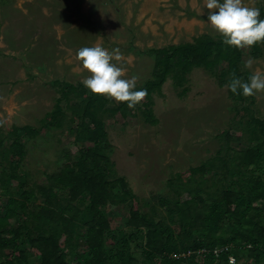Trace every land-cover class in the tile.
<instances>
[{
  "label": "rangeland",
  "instance_id": "1",
  "mask_svg": "<svg viewBox=\"0 0 264 264\" xmlns=\"http://www.w3.org/2000/svg\"><path fill=\"white\" fill-rule=\"evenodd\" d=\"M244 3L264 10V0ZM207 14L204 0H0V132L7 134L11 126L23 124L40 132L35 139L20 138L25 152L12 179L9 165L16 159L4 152L10 139L0 148V215L7 201L20 199L24 190L36 197L30 199L32 203H41L36 188L44 186L46 177L61 168L65 152L71 153V159L76 157L71 135L41 127L40 122L54 107L59 85L80 83L84 87L82 80L88 73L75 58L77 49L95 45L110 52L119 49L123 60L113 63L126 70L124 78L136 75L137 87L151 78L155 49L203 34L213 38L219 35L208 23ZM251 52L252 47L242 49V70L251 75L256 70L264 73V50L258 57ZM250 58L254 63L245 68ZM160 92L161 96H152L156 125L145 124L140 114L122 120L104 113L101 118L108 139L104 154L111 167L107 177L122 178L137 196L142 211L152 207L154 221L167 222L158 201L175 197L172 182L177 173L211 162L219 166L221 153L244 150L251 142L245 130L249 114L242 120L234 118L242 104L231 99L226 87L219 85L209 71L193 68L186 83L177 88L167 79ZM252 98L243 105H249L250 114L264 118V92ZM60 103L68 112V104L63 100ZM223 129L244 133L225 148L219 137ZM221 170L207 171L205 177L213 179ZM258 174L264 176L255 166L243 174L230 170L224 184L237 188L238 178ZM57 195L58 205L65 206V194L57 191ZM72 204L81 210L80 225L87 213L83 204ZM253 205L258 208L257 219L264 223V198ZM126 211L125 205L106 212L109 225L104 234L105 249L113 264L123 263L128 256L136 264H149L127 238ZM20 222L17 217L15 225ZM29 233L33 231L28 226L22 230V239ZM222 235L229 237L230 228ZM85 250L79 241V248L65 255V262L75 264L86 257ZM27 264H39V260L30 258Z\"/></svg>",
  "mask_w": 264,
  "mask_h": 264
},
{
  "label": "trees",
  "instance_id": "2",
  "mask_svg": "<svg viewBox=\"0 0 264 264\" xmlns=\"http://www.w3.org/2000/svg\"><path fill=\"white\" fill-rule=\"evenodd\" d=\"M259 10L260 18L264 19L263 8ZM263 50L264 43H258L252 46L251 54L258 57ZM198 67L209 71L217 83L225 87L233 73L245 82L251 76L242 70V49L224 44L220 35L213 38L203 34L153 51L151 78L136 87V90L146 89L147 96L132 109L125 102L88 92L80 83L59 85V97L40 125L71 135L76 157L71 159V153L65 152L61 168L46 177L44 186L36 188L41 203H32L36 197L26 190L20 199L7 201L6 210L0 215V264H27L30 258H37L39 264H68L65 255L79 248V241L86 247V257L79 258L75 264H113L103 244L109 225L106 212L125 205L127 238L149 264H228L227 253L236 257V264H264V223L257 219L258 208L253 205L264 198V176L238 178L237 188L224 184L230 170L243 174L250 166H255L264 173V118L250 114L249 105L243 104L247 99L252 102L253 98L243 96L242 90H238L241 94H233L226 87L227 95L242 104L237 107L234 118L242 120L249 114L245 130L251 145L241 151H230V155L225 152L217 155L219 166L211 162L177 173L172 182L175 197L158 201L167 222L154 221L152 207L147 212L142 211L137 196L122 178L107 177L111 167L104 154L108 139L101 115L106 113L125 120L140 114L145 124L156 125L152 96H161V85L167 79H171L176 88L182 87L191 70ZM62 100L68 104V112L61 106ZM6 132H0V148L10 139L4 152L16 159L9 165L12 179L25 152L20 138L35 139L40 132L27 124L11 126ZM243 133L223 129L219 137L228 148L232 141L240 140ZM218 167L222 170L217 176L205 177L207 171ZM57 191L65 194L63 207L58 205ZM72 203L83 204L87 213L80 225L81 210ZM17 217L21 218L18 226L15 225ZM28 226L33 234L22 239V230ZM227 228L231 235L224 238L222 233ZM225 244H232V248L219 259L212 254L202 259L194 254L184 256L190 250ZM121 264H136V260L128 256Z\"/></svg>",
  "mask_w": 264,
  "mask_h": 264
},
{
  "label": "clouds",
  "instance_id": "3",
  "mask_svg": "<svg viewBox=\"0 0 264 264\" xmlns=\"http://www.w3.org/2000/svg\"><path fill=\"white\" fill-rule=\"evenodd\" d=\"M208 10L207 21L223 39V43L237 49L264 43V19L255 6H247L244 0H204ZM76 60L88 75L82 84L93 94L103 95L116 102H125L129 109L134 108L147 96V90H136L138 77L124 78L126 70L113 61H122L119 49L111 52L100 45L81 47L76 51ZM254 61L248 59L244 67L251 68ZM226 87L233 94L242 90L245 97L264 92V73L256 70L245 82L232 74ZM231 264H235L231 258Z\"/></svg>",
  "mask_w": 264,
  "mask_h": 264
},
{
  "label": "built area",
  "instance_id": "4",
  "mask_svg": "<svg viewBox=\"0 0 264 264\" xmlns=\"http://www.w3.org/2000/svg\"><path fill=\"white\" fill-rule=\"evenodd\" d=\"M232 248V244H225V245H222V247H214V248H207V247H202V248H198L196 250H193V251H187L185 253L184 256H191V255H195L199 258H204L205 255L207 254H212L215 256L216 259H219V257L221 256V254L223 252H229ZM231 258H234V262L235 264L237 263V259L236 257L232 254V253H227V262L228 264H231Z\"/></svg>",
  "mask_w": 264,
  "mask_h": 264
}]
</instances>
